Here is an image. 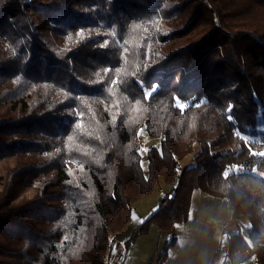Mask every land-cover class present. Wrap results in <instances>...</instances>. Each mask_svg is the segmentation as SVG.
<instances>
[{"label":"trees","instance_id":"trees-1","mask_svg":"<svg viewBox=\"0 0 264 264\" xmlns=\"http://www.w3.org/2000/svg\"><path fill=\"white\" fill-rule=\"evenodd\" d=\"M259 117L264 0H0V264H109L188 222L198 190L249 222L207 264H264Z\"/></svg>","mask_w":264,"mask_h":264},{"label":"rangeland","instance_id":"rangeland-1","mask_svg":"<svg viewBox=\"0 0 264 264\" xmlns=\"http://www.w3.org/2000/svg\"><path fill=\"white\" fill-rule=\"evenodd\" d=\"M258 139L264 142V120L259 117L256 124ZM140 153L144 169H147V152L153 145H160V139L151 138L146 129L139 132ZM195 152L182 161L183 167L194 163ZM0 172V176L2 175ZM168 187L160 181L154 192L132 206L131 220L118 240L124 242L134 227L149 217L157 208ZM30 197L32 192L27 193ZM191 219L187 223H179L171 232H162L153 225L149 232L139 236L129 246L125 264H207L208 258L221 245L229 233H243L249 222L238 210L233 208L228 199L215 198L202 191L193 194ZM240 222L238 224L237 222ZM176 237V243L172 238ZM264 243V240L262 241ZM220 260V259H219ZM233 264V262H232ZM244 264H259L251 257Z\"/></svg>","mask_w":264,"mask_h":264},{"label":"built area","instance_id":"built-area-1","mask_svg":"<svg viewBox=\"0 0 264 264\" xmlns=\"http://www.w3.org/2000/svg\"><path fill=\"white\" fill-rule=\"evenodd\" d=\"M128 246L125 243H118L115 247V253L110 258L109 264H124L128 255ZM233 260L229 257H223L214 264H232Z\"/></svg>","mask_w":264,"mask_h":264},{"label":"snow or ice","instance_id":"snow-or-ice-1","mask_svg":"<svg viewBox=\"0 0 264 264\" xmlns=\"http://www.w3.org/2000/svg\"><path fill=\"white\" fill-rule=\"evenodd\" d=\"M153 91H154V90H153ZM151 95H152V92H148V93H145V94H144V97L147 98V97H149V96H151ZM180 107H181V110H182V109H183V105H180ZM228 119L231 120L232 117L229 116ZM236 135H240V133L237 132ZM259 155L264 156V152L259 153ZM253 171H255V170H253ZM259 174H260L261 176H264V172H261V173H259ZM223 176H224L225 178H227V177L229 176V172H228V171H225V172L223 173Z\"/></svg>","mask_w":264,"mask_h":264},{"label":"crops","instance_id":"crops-1","mask_svg":"<svg viewBox=\"0 0 264 264\" xmlns=\"http://www.w3.org/2000/svg\"><path fill=\"white\" fill-rule=\"evenodd\" d=\"M193 196H194V195H193ZM192 207H193V198H192ZM191 211H192V210H191ZM191 214H192V212H191ZM191 217H192V216L190 215V219H191ZM190 219H189V221H190ZM189 221H188V222H189ZM186 223H187V222H186ZM237 223L240 224L239 221H238ZM232 233H234V232H232ZM223 242H224V240H222L221 245L223 244ZM221 245L219 246V248L221 247ZM219 248H218V249H219ZM218 249H216L214 252H212V254L210 255V257L208 258L207 263L209 262V260L212 258V256L214 255V253H215ZM126 262H127V261H126Z\"/></svg>","mask_w":264,"mask_h":264}]
</instances>
